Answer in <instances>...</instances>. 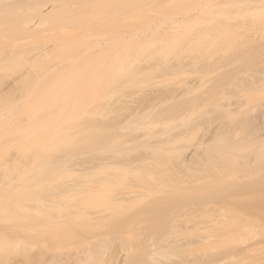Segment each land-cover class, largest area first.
<instances>
[{
    "label": "rangeland",
    "instance_id": "obj_1",
    "mask_svg": "<svg viewBox=\"0 0 264 264\" xmlns=\"http://www.w3.org/2000/svg\"><path fill=\"white\" fill-rule=\"evenodd\" d=\"M207 1L208 0H203L204 3H207ZM239 1L241 3L243 2V6L239 5ZM252 1L254 2V0H216L217 6L209 7L210 10L207 9L208 12L206 10L205 14L200 19L181 22L179 31H165L161 29L158 31L159 33L155 32L150 36L137 38V41L134 40V45L129 44V49L127 45L125 47L124 44L118 43L108 44L105 47H99V44H96L98 40H119L120 36L124 37L126 34L128 35V33L131 32L127 30V27H129L127 25H129L130 22H124L125 20H122L123 22L119 20V22H115V24L108 20L100 21V23L104 24V29L98 30L94 36H89L88 38L85 36L87 41L90 40L88 42V47L86 43L85 45L83 44L84 46L81 44L72 46H76L75 49L79 51L76 50L77 52L74 51L71 52L74 54H71L68 50L71 55L65 49V51H63L64 53L61 52L62 50L56 51L60 45L58 44L57 48H55L57 44L54 43V45L50 42L53 44L52 47L55 46L53 51L58 53V57L55 56L56 52L54 53L55 55L53 54L55 58H57V60L53 58V63L58 64L57 61H59V63L62 61V66L65 67L63 70H57L47 75L42 82V89L38 91V96L35 97L39 98L43 107V110L40 112L41 126L39 127L38 134V151L40 157L38 160L33 157L34 151L31 144L28 143L21 145L17 144L10 147L5 146L4 148L0 147V162L7 163L9 169H19L20 167V169L22 168L26 171L24 175L15 174L8 181L7 189L0 193V264H179L181 261L179 258L182 256H184L182 257L184 260H182L180 264L182 262H186V264H197L198 261L204 260L217 252L215 248L211 247L212 245H197L199 242L198 235L203 234V229L209 230L211 227L215 229L214 226L217 225V228L221 226L222 231H228V233L226 231L227 234H225L227 238L228 236H232V233L229 232L231 227L229 228V226H227L228 229L224 224V226L215 224L218 219L216 218L217 220H215L214 218L215 216L220 218L219 216L221 213H225L220 212V208L229 210L230 215L228 214V219L232 218L234 215L237 216L239 212L240 215H238V217H240L241 211L238 210V207H242L241 202L243 200L239 198H244L246 195L245 193L243 195V190L239 191V195H237L235 191L239 189H235V191H233L236 197L232 193V190H230L231 197L228 194L229 198H227L228 196L226 197L223 192L222 194L225 195L226 199L222 197V194V196L218 198L219 195L218 197L216 195L219 190L215 189L217 191L215 195L216 198L219 201L220 199H224L225 201L229 200V203H224L222 200L220 202L223 203L218 204L219 202L217 201L218 203L216 204L214 203L216 202V198H213L214 200L212 203L214 204L208 203L205 205L210 207L208 211L206 209L203 211V208H200L201 206H197L194 202L195 205L192 204V201H196V194L198 191H202V187L205 185L208 188L210 186L212 187L213 184L223 179V174H225V184L229 182L230 185V182H232L230 179L234 176V178L238 176L236 180L234 178H232V180L236 182L239 181L238 184L242 182L245 185L246 181L250 179L252 181L255 180L248 171H254V169L258 171L256 169L260 168L261 161H259L258 156L256 158V154H258L257 151L260 154L259 150L262 148L261 140L264 136V87L262 90L259 89V92L253 94L244 91L264 77V49L259 43V41L264 42V9L254 11L253 8L257 7L259 9L261 5L258 4V7L256 4V6H252L251 8L249 4H251ZM160 2H162V0H160ZM180 2L184 7L188 6V4L185 2L183 3L182 0H180ZM232 2L234 6L238 3L237 7L239 8L233 7ZM245 2H248L247 8ZM220 4L228 9H225V7L223 8ZM177 5L179 4L174 3L170 6ZM228 6L232 7V9ZM243 7L245 11L240 10L243 9ZM249 7L253 10L250 9V11ZM233 8L234 12H232ZM247 9L250 12H248ZM94 23H97V21ZM124 23H127V25ZM132 23L134 24L132 21L130 25L134 27ZM148 23L151 24L149 25ZM157 23H160V21L151 19L147 21L145 26L156 27ZM168 23L169 21H167V24ZM56 28L58 27H54L55 30H53V32L48 30L49 34H47L48 32L46 31L47 36L53 34L60 35L61 30ZM67 31L69 32L68 34L71 35V31ZM100 32H104L102 35L105 34V36L102 37ZM55 35H53V38H55ZM127 35L126 37L129 39L130 37ZM76 36L78 35L76 34ZM59 37L63 38L62 33ZM51 38L52 37L49 39ZM66 38L64 39L66 40ZM72 38L76 40L74 38L77 37L73 36L71 39ZM80 38L79 35V39ZM82 38L81 40L84 42V36ZM58 39L59 40L56 39L58 43L60 40H64ZM250 39H252L251 42ZM253 40H257L258 42ZM24 42L27 43L29 40H24ZM63 43L60 42V44ZM67 45L69 46V44ZM78 45H81L80 47L83 50L80 49V47L77 48ZM85 46L87 50L84 48ZM61 48L62 46L60 49ZM70 48L67 47L66 49ZM102 49H105V53H102ZM59 55H61V59H59ZM62 55L66 56L62 57ZM128 59L135 60V62H133L135 63L134 66H132L133 63L131 65L127 63ZM190 63L192 66H190ZM171 64L182 66L173 71V74L169 73L170 75L168 74L169 76L167 75V77L163 71L162 73L164 75H162V77L158 72H155V74L158 73L160 77L158 74L153 75L152 73L151 76H149V70L152 71L153 68L156 70L159 66L160 69L161 67L165 68L164 66H171ZM184 64H189V66H185ZM144 69L149 70L143 72ZM18 70V67L12 68L8 71L7 75L14 78L18 74ZM131 70L134 72L132 73ZM154 70L152 71L153 73ZM140 71H142L143 74H140ZM145 72L149 74L144 75ZM154 76H158L159 78H155ZM190 81H193L192 83L197 85L195 86L196 90L188 96L189 101L190 98L193 99V101L189 103L192 105L185 106L184 102L162 103L161 100L156 101L153 99V96H155V93L157 94L158 91L163 92L169 89H175L186 85ZM263 84L264 83H260L259 87ZM93 88L95 89V94L94 92L91 93ZM204 93L206 97L202 99L201 96ZM131 98L139 100L138 106L142 110L149 107L150 104V106H154L153 103H155V105L157 103L160 105L158 108L156 107L157 112L155 108L151 116L140 117V119L138 117V119L135 118L132 121L125 122L130 111L121 115L120 111L117 112V109L121 110L120 107H118L120 105L116 107L112 105H115L114 102L119 99L128 100ZM230 104H234V106L228 109ZM15 106L16 104L10 103L8 106L0 108V117L10 114L12 117L11 123L13 122L14 124L12 127L9 124V126H5V124L1 126V145L6 143L16 131L31 126V113L28 111V108L19 113L17 109H15ZM196 120H200V122L204 123L197 125ZM186 123H189L188 125L193 124L192 126L194 127L193 131L191 130L183 139L179 138L165 145L163 149L161 148L162 151L160 150V155H158L159 153L157 154L158 156H155L156 153L154 155L152 152H149V154L148 152L143 153L145 163H149L150 165L154 159H160V165H166L159 166L162 170L157 169V171L154 170V168H152L154 171L151 170L152 166L150 167L148 165L149 167L147 166V169H149L144 175V178L142 177L143 181L137 178L138 175H136V172L133 173V169H130L132 172H128L127 170L118 169L119 167L112 168L109 169L110 171L99 173L98 176L96 175L94 177V179L99 178L97 182L93 179L97 184V187L95 184L93 185L97 188L96 190H90V185L89 187L87 185L86 188L88 191H86L87 189L84 187L86 190L84 191V189H82V193H85H80L81 195L77 197L74 196V191H70L71 193L67 191L70 195L66 193L67 196L65 194L64 197L58 198V205L53 206L54 208H50L51 210L46 208L47 206L38 208V199H43L45 192L49 193L64 184L71 183L75 178V175L67 170L68 166L66 167V165L74 161V156L79 154L81 158L78 156L76 157L82 159L83 156H80V153L82 155L85 152V154L89 153L87 154L88 157L92 155L95 161H99L101 158H107L108 156V158H110V156L113 158L114 155L117 157V154H120V152L116 154L117 151H127L134 148L130 146L132 142H126L132 135H145L147 138L162 134L169 135V133L172 135L176 133L177 130H180L177 129L180 125L183 126ZM195 126H198V128ZM95 128L96 130L99 129L101 132L99 130V132L94 131ZM102 131L104 133H102ZM213 132H216L215 138H212ZM177 134L175 135L178 136ZM133 143L136 145L138 142ZM127 144H129V146H127ZM136 146H138V144ZM197 148L201 149L203 153L200 165L197 166L195 163L190 165L187 163L184 164L188 156L195 159L196 153L194 152ZM19 152L24 156L20 166L14 158ZM91 152H93V154ZM136 152L129 151L125 157H119L118 159L120 162L116 158L112 161H117L122 164L125 162L124 164H128L126 166L128 169V166L134 165L136 159L139 158ZM231 156L232 159H230ZM252 158H255V160ZM79 159L76 158L75 161L79 162ZM148 159L151 162H149ZM217 159H219V161ZM61 160L68 163H64L62 166H59L57 170H54V167L57 166L55 165V161ZM213 160H215L214 162L216 164ZM226 160L229 161V163ZM231 160L232 164L230 163ZM225 161L228 164H226ZM211 162L213 164H210ZM219 162L222 164L218 165L220 164ZM53 164L55 165L54 167ZM224 164L226 165L224 166ZM234 164L236 165L234 166ZM69 166H71V164ZM233 166L236 167V171L239 170L238 172L235 171L234 176V168H231ZM240 166L242 167L240 168ZM244 166L249 170L243 168ZM212 167L218 175L214 172ZM252 167L254 168L251 169ZM261 167H263V165ZM198 169L201 170V173ZM70 170H72V168ZM211 170L214 173H212ZM227 170L232 172L230 173V171ZM160 171H162V173ZM243 172L245 173L244 175H242ZM215 175L221 178L219 179L215 177ZM245 175H247L248 180ZM155 177H158V180ZM227 177H230L229 180L226 179ZM138 180L143 182V186L142 184L141 186L139 185L142 182ZM105 181L108 183H105ZM211 181L213 182L209 183ZM236 182L233 181L235 184ZM224 183L223 186L225 185ZM135 184L137 185L135 186ZM138 185L142 188L144 187V189H142L144 192L142 191V193L145 194L142 195V200L140 202L137 200L133 203L131 202V204L125 205L123 207L125 210L122 211L121 209L123 208L119 210L117 206L113 208L114 204L110 206L108 202H106L108 199H106L107 197H104V195L118 194L130 187H138ZM207 187L203 190L206 191ZM211 187L209 189H211ZM223 188L227 187L225 186ZM225 190L223 189V191ZM230 191L228 192L227 188L225 193H230ZM199 192L198 194H201ZM244 192L246 191L244 190ZM170 193H173L172 195L177 193L181 198H184H182L183 200H181V198L175 200V204L177 205H170V207L175 210L173 213L183 218H181L182 220H179V218V221L173 222L168 229L160 230L156 235H150L147 228L150 223L149 216L151 214L149 215L148 213V218H145L147 213L144 215V211H141V209L143 207V209L147 211V208L150 207H147L150 202L154 199H162ZM200 196L197 197L201 198ZM172 197L171 195L168 196V200L173 199ZM185 198L187 201H192L186 203ZM164 200L163 202L166 203ZM179 200H185L184 203L190 206L185 204L187 207L185 206L186 208H182L184 203L181 202L183 205L181 206L180 203L181 207H178ZM199 200L196 202H199ZM170 201L172 202L174 200ZM176 201L178 202L176 203ZM209 201H211V199L208 200V202ZM159 202L160 201H157L158 204ZM222 204L225 205L223 206ZM153 205V207H155V204ZM218 205H222V207ZM74 207H79L76 209L80 211L82 209V211L75 210ZM166 207L170 208L169 206ZM151 208H149V210ZM179 208L183 209L181 213ZM231 208L234 210L236 208V210L234 211L232 209V212L230 211ZM149 210L147 212H149ZM198 211H200V213H198ZM97 212L102 213V218L96 220L95 223L93 220L97 219V217L92 220L90 219V215L93 213L98 215ZM234 212H237V214H233ZM205 213L208 214L209 217H205ZM211 215H213V217H210ZM98 216H100V214ZM222 216L221 218H224ZM53 218H66L63 220H67L68 218L69 221H64L66 223L68 222V225L66 226L65 223L62 225L61 223V226H53L51 222L50 224L45 222V220H51ZM221 218L219 222L223 221ZM211 219H213L215 223H213ZM119 221L120 225L124 224V226L122 225L123 228H119L118 231V228L115 226ZM45 224L49 226H44ZM211 231L215 230H209V232ZM100 240L101 242L99 243ZM215 240L218 242L217 240L219 239L217 238ZM220 241L222 240L220 239ZM103 242H105L104 246L107 247L106 250L103 249L105 252L102 250L105 253L102 259L103 261L101 260L98 262L91 260L92 253L101 251L102 247L100 246ZM219 242L217 246H220ZM154 243L156 245L158 244L157 247L168 246L172 248H167V251L165 250L166 252L164 251V253H162V249L165 247H159L160 254L154 255L153 252L155 248L151 246ZM223 245L222 243V247H224ZM226 245H228V243ZM241 245L243 246V244ZM233 246L234 244L232 246H226L225 248H231ZM116 247H118L117 251ZM179 248H181V250ZM150 249L153 252H151ZM114 251L116 252L114 253ZM149 254H151V257L155 259L156 262L150 258ZM163 255L171 259L168 260V258ZM172 255H174L173 257L175 258H173ZM172 259L174 260L172 261ZM252 260L253 259H246L243 262L241 260L235 261L242 262L241 264H264V257L260 258L259 256L255 261Z\"/></svg>",
    "mask_w": 264,
    "mask_h": 264
},
{
    "label": "bare ground",
    "instance_id": "obj_2",
    "mask_svg": "<svg viewBox=\"0 0 264 264\" xmlns=\"http://www.w3.org/2000/svg\"><path fill=\"white\" fill-rule=\"evenodd\" d=\"M182 2L183 3L185 2L186 4H188V6L184 7L181 4L180 0L179 1L178 0H162V2H160V0H0V108H2L4 106H8L10 103H13V104H16L15 109H17V112L20 113V112H22V110L28 108V111H30V113H31V121H30L31 126H28L26 128L24 127L23 129L16 131L14 133L15 135L14 134L11 135L12 136L10 138L11 140L9 139L6 143H4L2 145L0 142V147L4 148L5 146L10 147V146L17 145V144L21 145V144H27L28 143V144H31V147L34 151L33 157L36 160L39 159L40 154L38 151V149H39V144H38L39 135L38 134H39V127L41 126L40 112L43 110V107H42V104H41V101L39 100V98H35V97L38 96V91L42 89V87H43L42 82L45 79V77L47 75L53 73V72H56L57 70H63L65 67V66L64 67L62 66L63 65V63H61L62 61H60V63H59V61H57L58 64L53 63V58H55V56L58 55V53L56 51L62 50L61 52H63L65 50H67V51L69 50L70 53L74 52V51L77 52L76 50H78V49H75L76 46L72 47L76 44H81V45L84 44L85 45V43H86V46L88 47V42L90 40L87 41L85 39L86 38L85 36H87V38L89 36L90 37L94 36L98 30L104 29V26H103L104 24L100 23V21H102V20H108L111 23L114 22V24H115V22L116 23L119 22V20L121 22H123L124 20H125L124 22L129 21L130 22L129 25H127L128 22L124 23V24L129 26V27H127L128 28L127 30H129L131 32L128 33V35L127 34L126 35L129 36L130 38L128 39L125 35L124 36L125 38L123 36H120L119 40H113V39L112 40L103 39L100 41L98 40V42L96 44H99V47H105L108 44L118 43V44H124L125 47L127 45V48L129 49V47H130L129 44L134 45L135 44L134 40H136L139 37L150 36L151 34L158 32L161 29H164L165 31L166 30L179 31V27H180L181 22L186 21V20L196 21V20L200 19L205 14V11L207 9L210 10L209 7L217 6L216 0H208L207 3L206 2L204 3L203 0H182ZM174 3L179 4V5L171 7L170 5H172ZM242 3L240 2L239 5L243 6ZM249 3H250V1H249ZM237 4H235L236 6H234V4L232 2L233 7H237ZM247 4H248V2L247 3L245 2L246 8H247ZM251 4H249V6H251V8H252V6H256V4L261 5L260 7L258 5L259 9L257 7L253 8L254 11L255 10L259 11L260 9H264V0H256V1L254 0V2L252 1ZM222 7L224 8L225 6L223 5ZM229 8L232 9V7H229ZM237 8H239V7H237ZM251 8L249 7V10ZM225 9H228V8L225 7ZM244 9L245 8L243 7V9H240V10L245 11ZM253 9H251V10H253ZM208 10H207V12H208ZM249 10L247 9L248 12L251 11V10L250 11ZM230 11H232V10H230ZM238 11H239V9H238ZM232 12H234V8H233ZM151 19L159 20L160 23H157L156 27H150L147 25L145 26V24H147V21L151 20ZM93 21L94 22L97 21V23H94ZM132 21L134 22V24L132 23V25L134 27H132L130 25ZM167 21H169L168 24H167ZM92 22H93V24H92ZM68 24H71V25H68ZM148 24L150 25L151 23H148ZM120 25H121V23H120ZM54 27H58L56 29H60L61 33L63 35V38H61L62 36L59 37L61 35V33H60V35L59 34L58 35L53 34V35H55V38L57 40H59L58 38L64 39L67 37L66 40L65 39L60 40L61 43L64 42L63 44H60V42L58 43L57 40L55 38H53L54 37L53 35L47 36V34H49L48 30L50 32L51 31L53 32V30H55ZM124 27H126V26H124ZM67 30L71 31V35L68 34L69 32ZM46 31L48 32L47 34H46ZM100 33L102 35L104 32L103 33L100 32ZM44 34H46V35H44ZM76 34L78 36H76ZM79 35L81 37L80 39H79ZM97 35H99V34H97ZM122 35H124V34H122ZM45 36H47V37H45ZM73 36L77 37V38H74L76 40H73V38L71 39V37H73ZM83 36H84V40H85L84 42L81 40V39H83L82 38ZM103 36H105V34L102 35V37ZM50 37H52L54 40L52 38L49 39ZM68 37H69V39H68ZM67 39H68V41H67ZM24 40H29V42L26 43V42H24ZM78 40H81V41H78ZM251 41H252V39H250V42ZM253 41H255V40H253ZM50 42H52L53 44L54 43L57 44L56 47L55 46L52 47L53 44ZM66 43L69 44V46ZM259 43L261 44L262 48L264 49V42L259 41ZM48 44H51V45H48ZM58 44L60 45V47L62 46L61 49L58 46ZM64 44H66V45H64ZM63 45H64V47H63ZM57 46H58V48H57ZM70 46H71V48H70ZM80 46L78 45L77 48ZM86 46L84 47L85 49H86ZM54 47L57 48L55 51L56 55L54 54L55 52L53 51ZM67 47H69L70 49H66ZM80 49H82V48L80 47ZM102 50H103L102 53H105L104 52L105 49H102ZM69 51H68V53H69ZM126 53H127V51H126ZM71 54H74V53H71ZM66 55H67V53H66ZM60 56L61 55H59V59H61ZM65 56L62 55V57H65ZM55 59L57 60V58H55ZM133 62H135V60L134 61L129 60V59L127 60V63L130 65ZM191 63H190V66H192ZM134 64L135 63H133L132 66H134ZM184 65L189 66V64H184ZM166 66H164L165 68L161 67V69L159 66L158 69L161 70V73H160V70H158V69L154 70V68H153L154 73L152 72L153 70L151 71V70L147 69V70H149L148 72L150 73L149 76H151V73L153 75H157L159 73L161 75V77L164 74L167 77V75L169 73L173 74L174 73L173 71H175L177 68L181 67L182 65L176 66V65L171 64V66L170 65L167 67ZM15 67H18V69H19L18 74L16 77L12 78L11 76H8L7 74H8V71L10 69L15 68ZM147 70L144 69L143 72L147 71ZM162 71L164 74L162 73ZM133 72L134 71H132V73ZM155 72H158V73L155 74ZM141 73H142V71H140V74ZM145 73H144V75L149 74V73L148 74L147 73L145 74ZM159 74H158V76L160 77ZM153 75H152V77H153ZM158 76H156V77L154 76V77L159 78ZM163 77H165V76H163ZM193 81H190L191 83L188 82L186 85H183V86L175 88V89H169L168 91H163V92L158 91V93L157 94L155 93V96H153V99L156 101L161 100L162 103H165V102H184L185 106L192 105L189 103L192 102L193 99L190 98V101H189L188 96H190L196 90L195 86H197V85L192 83ZM260 83H264V77H262L256 83L252 84L251 87L246 88V90H244V91H246L247 93H250V94L257 93V92H259V89L262 90L264 87V84L261 87H259ZM94 90L95 89L93 88V91L91 93L94 92V94H95ZM40 92H42V91H40ZM201 97H202V99H205V97H206L205 93L202 94ZM34 98H35V100H34ZM84 98H85V96H84ZM147 98H145V99H147ZM143 100H144V98H143ZM138 101L139 100H137L135 98H131L128 100L127 99H119V100L115 101L114 102L115 105H112V106L116 107L117 105H120L118 107H120L121 110L117 109L118 110L117 112L120 111L121 115L126 114V112L130 111V113L128 114V116L125 120V122H129V121L134 120L135 118L138 119V117L140 119V117L142 118L144 116H151L152 112H154L155 108L156 107L158 108L160 105L158 103H157L158 105L157 104L155 105V103H153L155 107L150 106L151 105L150 104L149 107L142 110L138 106V104H139ZM187 101H189V102H187ZM233 106H234V104H230L228 106V109H231ZM103 107H105V106H103ZM109 107H110V104H109ZM131 107H133V108H131ZM157 108L155 110L156 112H157ZM115 111H116V108H115ZM118 114H120V113H118ZM11 121H12V117L10 114L2 115V117H0V128L3 124H5V126H7L9 124L12 127L14 124H13V122L11 123ZM184 121H186V120H184ZM202 123H204V122H200V120H198L196 124L198 125V124H202ZM188 124L189 123H186L183 126L180 125V127L177 128L180 130H177L176 133H173L172 135H170V133H169V135L168 134H162V135H157V136L152 137V138H147L145 135H137V134L132 135L131 138L129 140H127L126 142L127 143L132 142L131 144H133V145L130 144V146L134 147V148H132V150L129 149L127 151H122V150L117 151L116 154L118 152H120V154H117V157L114 155L115 157L113 156V158H111L112 156H110V158H108L109 157L108 156L107 158H101L99 161H95V158H93L92 155L90 157H88L87 154H89V153L85 154V152L82 155L80 153V156H83L82 159H79V158H81V157H79V154L76 155L79 158L74 156L73 157L74 161H72L70 163L71 166H69L70 164L66 165V167L68 166L67 167L68 169L67 168H65V169H67L69 172H71L73 175H75V178L71 181V183L69 182L67 184H64V185L58 187L57 189L50 191L51 192V193L49 192L50 194L45 192V195H43L44 196L43 199H38V203H39L38 208L47 206L46 208L51 210L50 208H54L53 206L58 205V201H57L58 198L64 197L66 193L68 194L67 191H69V192L74 191L73 193L75 195L73 193L72 194L77 197V196L81 195L80 193H82V191H83L82 189H84V187L86 188L87 185H88V187L90 185V188H89L90 190H92V191L94 189L96 190L97 188H95V186H93V185L95 184L97 187V184L95 182H97V180L99 178L94 179V177L96 175L98 176L99 173H102V172L106 173L105 171H110L109 169H112V168H118L119 167L118 169L127 170L128 172L133 169L134 170L133 173L136 172V175H138L137 178L138 179L140 178V180H141L142 177L144 178V175L148 172L147 170L149 169V168L147 169V166L149 165V163L144 162L145 160L143 158V153L148 152V154H149V152H152L154 155L156 153L155 156L160 155V150L162 151V149H163V147H165V145L170 144L172 141L177 140L179 138L183 139L191 130L193 131V127H194V126H192L193 124L192 125L191 124L188 125ZM99 128L103 129L102 127H99ZM196 128H198V126ZM98 130H96V128H95L94 131L97 132ZM84 131H87V130H84ZM90 131H91V129H90ZM103 131H102V133H104ZM105 131H107V130H105ZM173 131H171V132H173ZM177 132H178V134H177ZM215 133L216 132H213L212 138L213 137L215 138V135H216ZM175 134H177L178 136H176ZM210 141H211V139H210ZM133 142H135V143L138 142L137 143L138 146H136L137 144L135 145ZM261 142H262V144H261L262 148H260V150H259L260 154L258 151H257L258 154H256V158L258 156L259 161H261L260 162L261 164L257 163V164H260V168L256 169L258 171H255V169H254V171H252V170H249L245 166L243 167V168H246L249 170V171L248 170H246V171L251 173L252 174L251 176L255 180H253V181L251 179L248 180L247 175H245L247 177L246 179L249 182L246 181L245 185L242 182H240L243 184V186L240 183L238 184L239 181L238 182L235 181L238 176L236 178H234L235 177L234 174L236 171L235 170L236 167H234L236 164H234V166L231 167V168H234V173H233L234 177H232V176L231 177L234 178L235 180H232V178H231L230 180L232 182H230V185H229L228 181H227L228 182L227 184L224 183V182H226V180L224 178L225 174H223V179L219 180L218 182L215 181L216 183L213 185H216V186L212 185L214 191L212 190V187L210 185L209 186L211 187V189H209L210 187L208 188L205 185L207 187V190L206 191L203 190V189H206V187L204 186V187H202L203 189L201 188L202 191H204V192H202L200 190V192L199 191L198 192L201 194H198V192H197L198 195L196 194V201H198L200 199L199 202L191 200L192 204L195 203L197 206H201L200 208H203V211H205V209L208 211V208H210V207H207L205 205H207L208 203H212L214 200L213 198H216V196L218 197V195H219L218 198H220L223 195L222 197H224V199H226L225 195H226V197L228 196V194L230 195L231 194L230 190H232V193L234 195H235V193H234L235 189L236 190L239 189V190L235 191V192H237L236 193L237 195H239V191L243 190V195L245 193V195L247 197V198L246 197L239 198V199L243 200L241 202L242 203L241 205L243 208L238 207V210L241 211L240 217H238V215H240V212H239V214L237 216L232 215L233 217L228 219V214L230 215L229 210H227L226 208H224V209L220 208L221 209L220 212H223V213L225 212L224 214L221 213V215L219 216L221 218V216L223 215L222 217H224V218H221V219H223V221H222L223 223L219 222L220 218H218L216 216L214 218L215 220L218 219L216 223L213 219H211V220H213V223H215V224H218V225L224 224L226 227L227 226H229V228L231 227L230 228L231 230H229V232L232 233V236H228V238L231 237L230 239H228L227 236H225V234H227L228 231L226 230L227 233H226V231H222L221 226H220V228H217V225L214 226L215 229H212L213 227H211V229H209V230H215V231L209 232V230L203 229V231H204V232H202L203 234L198 235L199 242L197 245H199V244H200V246L201 245H208V246L212 245L211 247L215 248L217 250V252L215 254H213L212 256H210L204 260L202 259V260L198 261L199 264H241L246 259L247 260L253 259L255 261L257 259V257H259V256H260V258L264 257V149H263L264 148L263 147L264 146V136H263V139L261 140ZM127 146H129V144H127ZM157 149H159V150H157ZM197 149L194 152V153H196L195 159H193L191 156H188L187 159L184 161V164L187 163L188 165H190L192 163H195L197 166L200 165V162L202 161L201 159L203 158L202 157L203 153H202L201 149H198L199 151ZM129 151L130 152H136L137 151L136 154L139 155V158L136 159V163L134 165H130L131 168L128 166V169H127L126 166L128 164L127 165L124 164L125 162L123 164L119 163L120 161L118 158L119 157H122V158L125 157V155L127 153H129ZM93 152H91V153L93 154ZM84 155H86V156H84ZM75 157L77 159H79L80 161L76 162ZM14 158L16 159L17 164H19V166H20V164L22 163V161L24 159V156L21 152H19ZM115 158L118 159L119 162L112 161ZM230 159H232V156ZM252 159L255 160V158H252ZM157 160L158 159H156V160L154 159L152 162L149 160V162H151L149 166L150 167L152 166L151 170H153L152 168H154V170L157 171V169L161 168L159 166H161V165L166 166L165 164L160 165V159L158 161ZM217 160L219 161V159H217ZM214 161L215 160H213V162ZM218 161H216V162H218ZM226 161H225V163H226ZM55 162L54 163L57 166H55L53 164V167L55 166L54 170H57L59 168V166H62L64 163H68L66 161L64 162V160L55 161ZM162 162H165V161H162ZM227 162L229 163V161H227ZM251 162H253V161H251ZM257 162H258V159H257ZM228 163H226V164H228ZM230 163L232 164V160ZM245 163H248V162H245ZM72 164H73V167H72ZM210 164H213V163L211 162ZM221 164L222 163H220L218 165H221ZM226 164H224V166ZM218 165H216V166H218ZM246 165H248V164H246ZM262 165H263V167H261ZM70 167L72 168V170H70L71 169ZM241 167L242 166H240V168ZM199 168H200V166H199ZM217 168H215V169H217ZM220 168H222V167H220ZM253 168L254 167H252L251 169H253ZM212 169H213V167H212ZM160 170H162V169H160ZM199 171L201 173V170H199ZM199 171H198V173H199ZM218 171L220 173L219 169H218ZM225 171H226V169H225ZM227 171H230V170H227ZM238 171L239 170H237L236 172H238ZM160 172L162 173V171H160ZM214 172H215V170H214ZM214 172L212 171V173H214ZM231 172L232 171H230V173ZM244 172L242 173V175L245 174ZM253 172H254V174H253ZM240 173H241V171H240ZM249 173H247V174H249ZM15 174L24 175V174H26V171H24L22 168L20 169V167H19V169L18 168L17 169H9L7 167V163L0 162V193L2 191H4L5 189H7L8 181ZM101 175H99V176H101ZM209 176H208V178H209ZM212 176H213V174H212ZM212 176H210V177H212ZM251 176H249V177H251ZM215 177H217V176L215 175ZM155 178L157 179L158 177H155ZM217 178L220 179L221 177H217ZM229 178L230 177H227L226 179L229 180ZM241 178H242V176H241ZM93 179L96 181L94 182ZM212 180H218V179H212ZM142 181H143V179H142ZM142 181H139V182H142ZM233 181L236 182V184L233 183ZM212 182L213 181H211L209 183H212ZM105 183H108V182L105 181ZM223 183L225 184L224 186H223ZM141 184L143 186V182L140 183L139 185L141 186ZM136 185L137 184H135V186ZM139 185H138V187H135V186L132 188L130 187V188L126 189L125 191H122L118 194H113V195H107L106 194V196L104 195V197H107L106 199H108V201H106V202H108V204L110 206L112 204H114V206L112 205L113 208L115 206H117L119 210H120V208H123L125 205H128L129 203L131 204V202L133 203L137 200H139V202H140L142 200L141 197H143L142 195H144L145 193H142V191L144 192V190H142V189H144V187L142 188ZM219 185H220V187H219ZM221 185L223 187L226 186L228 188V192L230 191V193L226 192L227 193L226 194L225 191L227 190V188H223ZM218 188H220V189L222 188L221 189L222 191ZM86 189H84V191ZM215 189L219 190V192L217 193V191ZM223 189L224 190L226 189V190L223 191ZM209 190H210V192H209ZM244 190L246 192H244ZM86 191H88V189ZM223 192L225 195L222 194ZM84 193L85 192H83L82 194H84ZM216 193H217V195H216ZM67 194H66V196H67ZM172 194L173 193H170L162 199H154L152 202L149 201L150 203L149 202L148 203L151 205L146 203V204H148L147 207L150 206L149 208H151V206H152V208L150 210H149V208L145 207L149 210V212H147L148 210L146 211V209L144 210L142 207L141 211H144L143 212L144 215H145V213H147L145 215V218L146 217L148 218V216L151 214L149 216L150 223H149V226L147 228V231H148V233H150V235H156V233H159L160 230L162 231V230L168 229L171 226V224L173 222H176L179 218H180L179 220H182L181 218H183V217H181L180 215H176V213L174 214L173 212L175 210H173L172 207H170V205L171 206L177 205V204H175V200L180 199L181 197L177 193H174V195H172ZM241 194H242V192H241ZM68 195H70V194H68ZM73 195H71V196H73ZM170 195H171V197L173 196L172 197L173 199L168 200V196H170ZM197 196L198 197L200 196L201 198H198ZM212 196H215V197H212ZM230 197H231V195H230ZM235 197H236V195H235ZM182 198H181V200L184 199V198L183 199ZM227 198H229V196ZM192 199H194V198H192ZM210 199H211V201L208 202V200H210ZM224 199H222L224 203L229 201V200L225 201ZM244 199H245V201H244ZM163 200L166 201V203H164ZM170 200H174V201L171 202ZM185 200H186V203L191 202V201H187L186 198H185ZM222 200L220 199V201H222ZM157 201H160L159 204L157 203ZM184 201H180L178 204V207L180 206V203L181 202L184 203ZM215 201L216 202H214V203H216V204L218 202H219L218 204L223 203V202H220L217 198ZM169 202L172 204H170ZM177 202L178 201H176V203ZM152 203L155 204V207H153L154 205ZM183 203H181V206L183 205ZM186 203H184V206H182V208L183 207L186 208L187 206H190ZM214 203H212V204H214ZM228 203H227V205H228ZM165 204H166V206H169L171 208V210H170V208L166 207ZM173 204H175V205H173ZM189 204H191V203H189ZM243 204H244V206H243ZM157 205H159V206H157ZM161 205H163L164 207ZM210 205H208V206H210ZM222 205L224 206L225 204H222ZM222 205H218V206L222 207ZM76 208H79V207H76ZM76 208H75V210L80 211L79 209H76ZM173 208H176V207H173ZM182 208H179L180 213L183 210ZM228 208H229V206H228ZM232 209L233 208H231L230 211H232ZM121 210L123 211L125 209L123 208ZM197 210H198V208H197ZM197 210H195V211H197ZM199 210H201V209H199ZM215 210H217V209H215ZM235 210H236V208H235ZM81 211H82V209H81ZM207 211H206V213H207ZM101 212L100 213L97 212V214L98 215L100 214V216L96 215L95 213L91 214L90 219L93 220L97 217V219L93 220V222L96 223V220H99L100 218H102L101 215L103 212L102 213ZM210 212H212V211H210ZM139 213H140V210H139ZM148 213H149V215H148ZM198 213H200V211H198ZM217 213H219V212H217ZM235 213L237 214V212H234L233 214H235ZM211 214H213V213H211ZM226 214H227V216H226ZM207 215L208 214H206L205 217H209V215L208 216ZM244 215H245V217H244ZM202 216H203V214H202ZM71 217H72V215H71ZM210 217H213V215H211ZM226 217L228 220L226 219ZM63 219H66V218H53L51 220H45V222L48 224H50V222H51L52 223L51 225H53V226H57V225L61 226V223H62V225H63V223H65L67 226L68 222L66 223L64 221H69V219L68 218H67V220H63ZM229 220H232V221H229ZM234 220H235V222H234ZM124 221H125V219H124ZM228 222H233V223H228ZM48 224H45L44 226H49ZM118 224H116L115 227L118 228L117 230L119 231V228H123L122 225L124 226V224L120 225V221ZM226 224H228V225H226ZM125 226H126V224H125ZM216 228L219 230H217ZM200 231H202V230H200ZM216 237L219 239V240H217L218 242L221 239L225 243L220 241L219 242L220 246H217L218 242H216V240H215V239H217ZM152 238H153V236H152ZM213 238H215V239H213ZM102 240H104V239H102ZM100 242H101V240L99 241V243ZM104 243L105 242H103L102 245L100 244L101 245L100 247H102L100 252L92 253L91 260L100 262L103 259L104 255H105V253H104L105 251L103 249L106 250V248H107L104 246ZM222 243L224 244L223 245L224 247H222ZM227 243H228V245H226ZM233 244H234L233 247L225 248L226 246H230V245L232 246ZM241 244H243V246ZM245 244H247V245H245ZM151 246L155 248V249L153 248L154 252L151 251V249H150V251L153 252L154 255L160 254V251H159L160 248L165 247V246H161V247L159 246L160 247L159 248V247H157L158 244L156 245L155 243L152 244ZM167 248L169 249L170 247L167 246V247L163 248L162 253H164L165 250L167 251ZM117 249H118V247H116V251H117ZM179 249L181 250V248H179ZM116 251H114V253ZM162 253H161V255H162ZM149 256L152 260L155 261V259H153L151 257V254H149ZM173 256L174 255H172V257ZM164 257H166V256H164ZM182 257H184V256H182ZM182 257L179 258L181 261L184 260V259H182ZM166 258H168V257H166ZM173 258H175V257H173ZM186 258H187V256H186ZM170 259L171 258H168V260H170ZM173 260L174 259H172V261ZM235 260H241L242 262L241 263L236 262ZM168 262H170V261H168ZM180 262H179V264H180ZM198 262H197V264H198ZM181 264H186V262H182Z\"/></svg>",
    "mask_w": 264,
    "mask_h": 264
}]
</instances>
